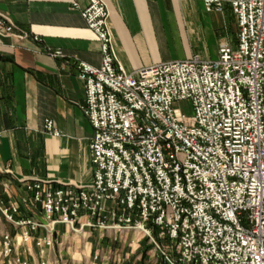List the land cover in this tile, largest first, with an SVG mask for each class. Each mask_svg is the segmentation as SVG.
<instances>
[{"label":"built area","instance_id":"1","mask_svg":"<svg viewBox=\"0 0 264 264\" xmlns=\"http://www.w3.org/2000/svg\"><path fill=\"white\" fill-rule=\"evenodd\" d=\"M87 1L73 9L100 45L99 66L76 65L93 129L92 180L54 188L21 179L24 194L7 203L12 182L0 180V211L19 229L0 234V264H64L57 225L114 241L139 231L162 264H264V0H190L208 13L228 6L236 45L221 43L214 60L192 55L134 71L117 63L104 2ZM0 37L30 35L0 12ZM186 101L189 116L179 107Z\"/></svg>","mask_w":264,"mask_h":264},{"label":"crops","instance_id":"2","mask_svg":"<svg viewBox=\"0 0 264 264\" xmlns=\"http://www.w3.org/2000/svg\"><path fill=\"white\" fill-rule=\"evenodd\" d=\"M102 1L115 58L125 71L192 55L213 60L221 43L233 44L220 37L210 47L224 13L206 12L201 1ZM74 3L83 9L88 1L0 0V12L30 35L21 41L0 37V180L12 182L11 196L3 195L7 202L24 194L21 179L45 180L54 188L92 180L93 129L81 111L76 65L99 66L100 45ZM36 35L41 42L32 40ZM48 50L63 57H50ZM45 119L53 121L57 136L45 131ZM89 249L86 243V256Z\"/></svg>","mask_w":264,"mask_h":264},{"label":"rangeland","instance_id":"3","mask_svg":"<svg viewBox=\"0 0 264 264\" xmlns=\"http://www.w3.org/2000/svg\"><path fill=\"white\" fill-rule=\"evenodd\" d=\"M220 22L221 28H217L215 35L213 34L214 37L209 40L210 47H214L216 39L220 37L229 38L233 42L232 45L235 46L237 43L236 21L235 16L227 6H225L224 17H221ZM179 107L185 116L191 115L192 106L190 102L180 103ZM8 194L11 196V188ZM35 215L39 221L43 220L42 216L38 213ZM18 230L15 225L10 224L5 219L0 211V234L2 232L15 234ZM56 230L58 231V235L56 234L55 236L57 240L55 251L62 254L64 264H162L159 251L154 250V247L147 242L146 238H141L139 231H130L127 236L118 234L114 241L108 237L99 238L97 232H93V236L87 238L73 232L66 233L63 225H57ZM86 243L90 245L87 256L85 253ZM130 244L131 246H129ZM96 255L97 259L94 258Z\"/></svg>","mask_w":264,"mask_h":264},{"label":"trees","instance_id":"4","mask_svg":"<svg viewBox=\"0 0 264 264\" xmlns=\"http://www.w3.org/2000/svg\"><path fill=\"white\" fill-rule=\"evenodd\" d=\"M0 178H1V176H0ZM3 199H4V202L7 203V198L5 196H3Z\"/></svg>","mask_w":264,"mask_h":264}]
</instances>
